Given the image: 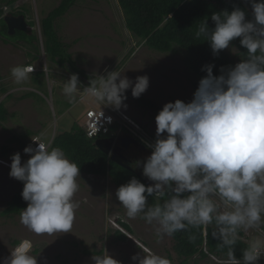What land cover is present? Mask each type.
I'll use <instances>...</instances> for the list:
<instances>
[{
  "label": "clouds",
  "instance_id": "clouds-1",
  "mask_svg": "<svg viewBox=\"0 0 264 264\" xmlns=\"http://www.w3.org/2000/svg\"><path fill=\"white\" fill-rule=\"evenodd\" d=\"M248 2L254 19H246L240 7L224 9L212 13L214 28L205 19L196 32L197 38L209 43L214 56L240 38L247 50L244 58L234 66H222L219 75L213 74L214 64L202 66L207 74L199 80L193 98L163 105L155 116L156 139L148 144L151 154L131 165L142 166L143 176L152 183L145 185L132 177L115 192L126 216L140 217L154 226L158 239L186 231L194 242L197 237L191 229L210 226L218 250H227L226 260L217 258L225 264H258L264 256V240L259 238L248 242L241 259L234 252L241 231L256 230L264 235V0ZM34 68L12 67L14 82H26L37 72L33 73ZM122 72L97 75L90 83L70 74L63 94L72 104L78 97H87L119 110L127 107V89L138 98L149 86L147 75L133 82ZM79 78L89 85L83 87ZM125 130L117 136L113 130V135L97 138L130 136ZM97 131L95 127L90 134ZM33 141L38 142L36 147L27 144L24 148L31 154L29 159L22 163L19 152L11 157L9 175L24 183L21 195L28 202L20 213V223L36 235L70 232L79 208L75 196L80 167L62 148ZM148 197H155L156 202L149 203ZM31 249L29 240L21 241L3 264H38ZM143 253L147 254L132 259L138 264H171L155 252L143 249ZM92 259L95 264H121L107 251Z\"/></svg>",
  "mask_w": 264,
  "mask_h": 264
},
{
  "label": "rangeland",
  "instance_id": "rangeland-1",
  "mask_svg": "<svg viewBox=\"0 0 264 264\" xmlns=\"http://www.w3.org/2000/svg\"><path fill=\"white\" fill-rule=\"evenodd\" d=\"M60 1L21 0L25 9V20L33 23L32 34L36 40L32 43L21 34H8L7 30L0 26V78H5L2 82L3 86L5 83L20 88L29 84L30 79L34 81L36 84L32 87L34 91H24L18 96L22 98L28 93L34 100L32 108L27 109L26 113L30 114L31 119L35 118L38 125L49 128L43 139L45 143L61 132L65 123H70L71 126L82 124L84 112L90 102L86 98L84 101L71 103L72 107L67 110V114L61 116V113L66 111L64 103L68 102L62 91L63 85L73 73L66 70L59 71L47 61L39 27L40 21L58 7ZM5 2L6 0H0V9H6ZM240 2L251 15V17L246 16V19H254L248 0H240ZM18 9H12L10 12ZM54 27L60 41L69 45L68 53L71 54L73 62L88 75L97 76L103 72L117 70L123 71L122 75H126L133 82L136 77L147 75L149 86L141 96L154 102L161 109L167 102H174L177 99L188 102L193 98L192 84L198 78L186 64V53L180 49L175 53H158L139 44L137 39L126 30L117 0H76L65 15L55 20ZM239 39L236 38L230 48L224 49L234 64L241 61L238 56ZM44 62L47 66L46 71L43 68ZM17 65H32L37 72L29 75V79L23 84H16L10 70ZM35 77L37 81L33 79ZM127 92L131 93V88L127 89ZM124 104L127 107H121L118 111L132 120L138 131L125 130L123 133L148 147V144L156 139L155 116L150 110L140 108L130 98H127ZM15 115H19L21 119L18 112ZM15 137L23 138L18 134ZM23 141L26 143L27 138ZM22 150L20 148L18 152L21 153ZM137 155L140 160L147 157L145 154ZM136 177L143 182L138 175ZM13 179L15 181L11 178L9 184L10 190H2L0 193V264H3L5 258L10 257L11 249L25 239L31 242V254L36 256L38 264H95L93 256H102L105 251L121 264H138V261H134L132 257L134 255L142 257L147 254L143 253V249L167 257L171 264L180 263L181 259L172 250L171 237L158 239L154 226L148 225L140 217L130 219L126 216V209L115 195L118 187L111 178L86 176L80 173V177L77 178L79 191L75 196L79 208L76 211L73 229L70 232L50 236L31 232L20 223V214L10 217L1 215L12 196L20 188L19 181ZM0 188L4 189L2 184ZM148 202L155 203L156 198L148 197ZM120 221L128 224L132 229V233L128 234V239L124 243L118 242L115 238V232L120 230ZM242 234L241 240L247 244L257 238L264 240V235L260 231H242ZM220 263L222 262L215 257L203 260L198 256L187 262V264ZM258 264H264V261Z\"/></svg>",
  "mask_w": 264,
  "mask_h": 264
},
{
  "label": "trees",
  "instance_id": "trees-1",
  "mask_svg": "<svg viewBox=\"0 0 264 264\" xmlns=\"http://www.w3.org/2000/svg\"><path fill=\"white\" fill-rule=\"evenodd\" d=\"M75 1L61 0L58 7L40 21L43 52L51 65L70 73H76L90 83V80L97 78V76L88 75L76 66L71 54L68 53L69 45L60 41L54 27L55 20L65 15ZM117 2L123 15L126 30L131 33L133 38L137 39L139 44H143L149 50L158 53H175L177 49L186 53V64L198 78L192 84L193 94L198 87L199 80L207 74L206 71L202 70V66L209 63L214 64L213 74L219 75L222 66L226 68L235 65L224 50L214 56L209 43L204 41L203 37L197 38L196 32L200 21L207 19L209 28H214V22L211 20L212 13L224 9L232 11L234 7H240L245 10L246 16L251 17L240 0H117ZM9 3H13V1L7 4ZM9 13L25 16V9L21 8ZM3 15L4 12L0 10V26L2 29L7 30L3 22ZM27 23L33 27L32 22ZM17 34H21L29 43L36 40L33 34L27 36L24 33L16 32L15 35ZM246 51L241 45L239 46L238 56L240 60L244 58ZM37 77L33 79L36 80ZM126 96L132 99L140 108L150 110L154 116L161 110L154 102L142 96L134 98L130 92H127ZM66 107L70 108L72 104H66ZM0 111H2L1 107ZM1 117L2 114L0 119ZM112 129L115 130L116 127ZM51 146L62 148L68 158L79 165L80 173L86 176H107L111 178L117 187L127 183L132 177H136L132 171L125 170L109 161L94 146L93 139L87 138L77 124L72 125L69 131L57 133L51 141ZM19 185V190L12 197L6 209L1 212L2 216L18 215L27 207L21 195L24 183L19 180ZM119 225L120 230L115 232V238L118 242L124 243L128 239V234L132 233V229L128 224L121 221ZM191 232L197 237L194 242L189 241V232L186 231L177 232L171 236L173 241L172 250L182 260L180 264H185L195 256L203 260H206L209 256L226 260L227 250H218V240L212 237L210 226H202L198 230L191 229ZM239 236L234 252L235 256L241 259L242 250L247 247V243L241 240L243 237L242 231Z\"/></svg>",
  "mask_w": 264,
  "mask_h": 264
},
{
  "label": "crops",
  "instance_id": "crops-1",
  "mask_svg": "<svg viewBox=\"0 0 264 264\" xmlns=\"http://www.w3.org/2000/svg\"><path fill=\"white\" fill-rule=\"evenodd\" d=\"M10 1H13V3L7 4ZM21 3H22L21 0H6L4 7L6 9L5 10L0 9V10H2L5 15L6 13H9L12 9L24 8V5ZM56 68L59 71L63 70L59 67ZM35 70L37 71L36 68ZM53 71L57 72L56 70ZM1 78H0V82L2 83L3 81H5V78L4 77ZM34 85L36 84L33 82L32 79H30L29 84H26L20 88H18V86H13L12 84L5 85L4 83V86L3 83L0 84V107L2 108V111H0V113L2 114V117L0 119V184H2L4 187V189L0 188V193L2 190H8V191L10 190L9 184L11 183V178L13 181H15L13 177L9 175L12 155L17 153L20 150V148H22L23 149L22 150L23 152H21L22 154L20 152L19 153L21 155V160L23 163L24 161L30 158L24 152V148L26 147L27 144H29L30 139L33 137H37L41 141H43V139L49 132L48 127H43L41 125H38L36 119L35 118L31 119V117L29 116L30 114L26 113V110L31 109L32 104L35 103L34 100L30 98L31 95L25 93V95H23L22 98L18 96L19 93L21 92L23 93L24 91L27 92L34 91L32 89ZM66 104H69V102L64 103L65 107ZM68 109L69 108L66 107V111L61 113V116H65V114H67L66 112ZM17 112L21 115V119L19 115H15ZM71 127L72 126L70 123L67 124L65 123L61 131H69ZM17 134L22 135L23 138L20 137L21 139H19L15 137ZM25 138H27L26 143L25 141L22 142V140H25ZM50 141H48L47 143H49ZM181 261L182 260H180V263ZM187 262L185 264H187Z\"/></svg>",
  "mask_w": 264,
  "mask_h": 264
},
{
  "label": "built area",
  "instance_id": "built-area-1",
  "mask_svg": "<svg viewBox=\"0 0 264 264\" xmlns=\"http://www.w3.org/2000/svg\"><path fill=\"white\" fill-rule=\"evenodd\" d=\"M44 69L46 71V67L44 66ZM35 68L33 73L35 72ZM100 75H107V73L103 72ZM98 79V78H97ZM79 81L83 87H87L89 84L81 80L79 78ZM83 95V93H81ZM87 97L83 99H79L78 101H84ZM101 112L103 113L101 115ZM82 129V131L85 133L86 137L89 139H95L99 136H105V135H113V127H116L114 130L116 132V136L121 132L123 129H128V130H134L137 131L138 128L134 124L132 120H130L126 115L122 114L120 111L117 109L113 108L112 106L108 105H102L100 103H95L90 100L88 108L84 112V119L83 123L79 125ZM97 127L98 131L97 133L90 134L92 132V129ZM33 139H39L37 137H33ZM31 140L29 141V145L32 147H36L38 142ZM53 139V137H52ZM51 139V141H52ZM40 140V139H39ZM41 141V140H40ZM50 141V143H51ZM43 142V141H41ZM28 157H30L31 154H27ZM221 264H225V261H221ZM264 261V256H262L258 263H261Z\"/></svg>",
  "mask_w": 264,
  "mask_h": 264
},
{
  "label": "water",
  "instance_id": "water-1",
  "mask_svg": "<svg viewBox=\"0 0 264 264\" xmlns=\"http://www.w3.org/2000/svg\"><path fill=\"white\" fill-rule=\"evenodd\" d=\"M3 22L6 25V29L8 34L14 35L16 32H22L27 36L32 34V27L26 22L25 17L23 15H13L11 13H6L3 16ZM121 142L122 145L125 142L130 143L134 146H139L140 144L135 141L134 138L130 136H123V137H108V138H97L94 141V146L103 153L109 161L115 163L116 165L120 166L125 170H130L128 166L127 160L123 155H117L116 151L114 150L115 145ZM143 148V146H141ZM148 185V183H146Z\"/></svg>",
  "mask_w": 264,
  "mask_h": 264
},
{
  "label": "flooded vegetation",
  "instance_id": "flooded-vegetation-1",
  "mask_svg": "<svg viewBox=\"0 0 264 264\" xmlns=\"http://www.w3.org/2000/svg\"><path fill=\"white\" fill-rule=\"evenodd\" d=\"M121 134H123V133H121ZM119 137H121V136H119ZM140 142H138L140 145L137 147L128 143V142L127 143L125 142L124 145H122L121 142H118L115 145L114 150L116 151L117 155H123L126 158L128 166L130 167L131 171L133 173H135L136 175H138L145 184L148 183V185H149V184H151V181L148 180V178H146L145 176H143L142 166L136 167V168H133L131 166L137 160H140V158L138 157L137 154H145L147 156H149L151 154L152 150L150 148H148L146 145H144L142 142L141 143ZM143 145L146 147H144ZM141 146H143V148ZM143 160H145V159H141L140 161H143Z\"/></svg>",
  "mask_w": 264,
  "mask_h": 264
}]
</instances>
